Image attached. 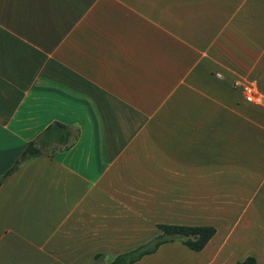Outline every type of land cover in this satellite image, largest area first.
I'll list each match as a JSON object with an SVG mask.
<instances>
[{
    "label": "crops",
    "instance_id": "1",
    "mask_svg": "<svg viewBox=\"0 0 264 264\" xmlns=\"http://www.w3.org/2000/svg\"><path fill=\"white\" fill-rule=\"evenodd\" d=\"M238 80L264 98V0H0V175L79 129L0 184V264H91L166 223L215 233L129 264H264V104Z\"/></svg>",
    "mask_w": 264,
    "mask_h": 264
},
{
    "label": "trees",
    "instance_id": "2",
    "mask_svg": "<svg viewBox=\"0 0 264 264\" xmlns=\"http://www.w3.org/2000/svg\"><path fill=\"white\" fill-rule=\"evenodd\" d=\"M79 129L58 120L51 121L31 138L12 165L0 175V184L21 164L27 160L47 154L53 156L57 151L68 148L77 139ZM161 232L133 249L108 255L103 252L94 254L91 264H129L143 254L154 251L161 243L179 240L193 250H200L215 233L210 224H159ZM236 264H257L256 257L246 255Z\"/></svg>",
    "mask_w": 264,
    "mask_h": 264
},
{
    "label": "built area",
    "instance_id": "3",
    "mask_svg": "<svg viewBox=\"0 0 264 264\" xmlns=\"http://www.w3.org/2000/svg\"><path fill=\"white\" fill-rule=\"evenodd\" d=\"M237 84L240 85L245 101L256 104H264L263 96L257 91L252 81L238 80Z\"/></svg>",
    "mask_w": 264,
    "mask_h": 264
},
{
    "label": "rangeland",
    "instance_id": "4",
    "mask_svg": "<svg viewBox=\"0 0 264 264\" xmlns=\"http://www.w3.org/2000/svg\"><path fill=\"white\" fill-rule=\"evenodd\" d=\"M248 221H250V220H249V219H243V220H241V222H240V227H241V226H244L245 223H247Z\"/></svg>",
    "mask_w": 264,
    "mask_h": 264
}]
</instances>
